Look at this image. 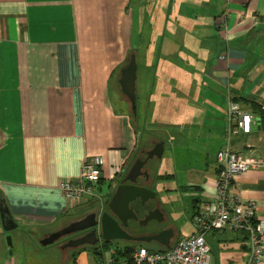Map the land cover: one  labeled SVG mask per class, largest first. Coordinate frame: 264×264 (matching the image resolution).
Here are the masks:
<instances>
[{"label":"crops","instance_id":"1","mask_svg":"<svg viewBox=\"0 0 264 264\" xmlns=\"http://www.w3.org/2000/svg\"><path fill=\"white\" fill-rule=\"evenodd\" d=\"M131 53L138 62L137 115L119 83ZM244 98L264 105V0H0V209L7 207L18 227L34 231L76 206L110 198L136 159L161 141L136 155L146 121L170 130L169 136L173 129L183 138L189 129L199 136L214 132L219 150L230 146L264 159L257 117L249 135L229 130V102L238 99L251 111ZM96 155L105 158L97 192L79 201L67 198L60 182L79 181L84 163ZM155 158L144 168L154 189L155 182L175 181L178 172L182 180L189 174L185 185L168 190L196 197L192 216L214 199L217 155L205 164L174 157V169L162 181L152 173ZM233 185L264 218V167L236 176ZM159 209L166 217L167 210ZM169 227L173 245L183 235ZM3 230L0 264H12ZM207 238L211 250L217 241L228 251L226 264L246 263L245 233L228 229ZM130 241L165 248L157 241Z\"/></svg>","mask_w":264,"mask_h":264},{"label":"built area","instance_id":"2","mask_svg":"<svg viewBox=\"0 0 264 264\" xmlns=\"http://www.w3.org/2000/svg\"><path fill=\"white\" fill-rule=\"evenodd\" d=\"M255 122L254 115L243 109L238 102H229L230 131L249 135L254 131ZM217 162L219 172L215 197L193 216V233L180 236L170 249L162 251L151 250L147 246L133 247L131 258L119 253V249L124 251L125 248L113 246L101 264H129V261L132 264H211L212 250L207 234L228 229L247 235L249 255L245 264H263L264 218L257 215V203L244 201L232 190V186L236 176L264 167V159L248 156L226 146L218 151ZM104 166L105 158L96 155L84 163L79 181L64 179L59 188L72 200L79 201L92 196L98 190Z\"/></svg>","mask_w":264,"mask_h":264},{"label":"rangeland","instance_id":"3","mask_svg":"<svg viewBox=\"0 0 264 264\" xmlns=\"http://www.w3.org/2000/svg\"><path fill=\"white\" fill-rule=\"evenodd\" d=\"M111 88L115 91L117 89L116 83L113 82ZM118 103L121 104V107L125 110L129 111L127 103H121L120 100ZM146 125L149 127H146ZM195 130L196 129L187 130L183 138L179 135V129H173V136H169L170 130L164 132L163 129L157 128L154 123L146 121L142 124V127H139V131L141 132V143L136 155L139 156L142 148L144 146L150 147L155 140L158 141L161 139L166 142L163 159L155 158L154 161H152V173L157 174L156 179L159 181L163 180L164 176L168 175V172L173 171L174 157L177 160L181 158L182 163L184 162L185 164L188 162L191 164H205L209 158H214L215 155H217L220 147L219 143L221 141H219L215 135L212 136L214 132L210 136L208 131H202L199 136L198 134L196 135ZM190 131L194 133L190 134ZM178 167L182 169L185 168V165L181 164ZM187 179L182 180L181 174L178 172L175 181H166L167 183L163 181L159 186L155 182L160 208H165L167 210V216H163V227L176 225L181 229V234L183 236L185 234H191L194 228L191 216L193 199L196 197L187 195L183 190H179V193L175 195L176 193L168 189L177 188L179 184L185 185L186 182H188ZM102 188L104 194L109 190L107 184H104ZM102 204L103 200L96 203L88 202L87 204H81L71 209L65 217L60 218L55 224L46 226L45 228H35L34 231L28 230V228L22 225L11 232H5V230H3L6 235V243L8 244L7 235H11L12 241H14L13 245L7 248L6 257L12 264H73L77 258H79L78 260L81 264H94L96 261H102L103 255H97L95 250L90 246L79 248L64 247V245L70 241L69 235L51 244H43L41 242L45 234L58 231L68 226L70 223L84 218L91 212L99 213L98 211H94V209H98ZM160 223L153 220L146 230L153 231ZM2 228L3 223L0 213V229ZM102 244L101 242L100 245ZM212 244L214 248L212 249L213 264L216 258L222 261V264H226L225 260H227L228 251L222 250L221 246L218 247L219 243H217V241L211 243V245ZM140 245L141 244H134L136 247ZM112 246L124 248L128 245L121 240H114ZM146 246L159 249V246L154 243L147 244ZM101 251L103 252L106 250L102 249Z\"/></svg>","mask_w":264,"mask_h":264},{"label":"water","instance_id":"4","mask_svg":"<svg viewBox=\"0 0 264 264\" xmlns=\"http://www.w3.org/2000/svg\"><path fill=\"white\" fill-rule=\"evenodd\" d=\"M138 62L136 53H131L129 62L121 70L119 83L124 94L130 100L132 111L137 115V79H138ZM165 151V141L161 140L155 143V146L147 151V157H139L136 159L126 177L117 186V189L109 202L110 212H104L100 217L99 213L91 212L84 218L70 223L68 226L54 232L50 237L42 241L43 244H51L73 233L82 232L91 229V231L79 238L70 240L64 247L79 248L85 245L96 246L100 238L106 241L125 239L135 241H157L165 246L166 249L172 247V229L162 230L152 237H143L138 240L131 237L119 224L121 220L125 225L129 219L138 220L139 217L131 206V203L136 200H141L142 205H145L150 200L157 198V192L146 185H139L138 179L142 176L149 178V173L144 170L150 159L157 157L162 159ZM1 217L5 232H11L18 228V223L13 219L9 209L1 207ZM128 216H124V214ZM162 213L159 208L150 211L144 219L142 225H147L150 221L156 219L159 223L163 221L160 217ZM115 215V217L113 216ZM9 246L13 245L12 236L7 235ZM12 253V252H11Z\"/></svg>","mask_w":264,"mask_h":264},{"label":"flooded vegetation","instance_id":"5","mask_svg":"<svg viewBox=\"0 0 264 264\" xmlns=\"http://www.w3.org/2000/svg\"><path fill=\"white\" fill-rule=\"evenodd\" d=\"M123 178H120V181L119 182H121L123 180ZM137 183L139 185H146L148 187H151L153 190H155L154 187H153V183H152V180L151 179H146L145 177H140L138 179V182ZM107 196H109V194L106 195L105 200L103 201V204L101 205V207H98V209H94V211H98L99 212V217L104 212H110V210H109V202L111 201L112 196L110 198H108ZM131 206L136 211L139 219L138 220L129 219L128 220V224H126V225L121 220H118L119 221V224L122 226V228L131 237H134L135 239L138 240L139 238H143V237H152L153 235H156L157 233H159L162 230L171 229V227H163V221H164V217H163L164 215L163 214L160 215V217H163L162 218L163 221L160 224H158L157 228L155 230H153V231L146 230V228L149 226V224H150L151 221L147 225H142V223H141L142 219H144L145 216L150 211H152V210H154L156 208H160V203L158 202V196H157V198L155 200H151L148 203H146L145 205H142L141 200L138 199V200L132 202L131 203ZM126 215L128 216V214L125 213L124 216H126ZM113 216L115 217V215H113ZM154 220H156V219H154ZM90 231H91V229L85 230V231H82V232H77V233L70 234L69 235V237H70L69 239L72 240V239L79 238V237H81L83 235L88 234ZM53 233L54 232L47 233V235H45V237L41 240V242L43 240H45L46 238L50 237V235L53 234ZM171 233H172V236H173L172 239H174V231H171ZM72 236H75V237H72ZM119 240L123 241L125 244L128 245V247H131V248L136 247V246H134V244H140L141 243V242L137 243V242H133V241H130V240H125V239H119ZM104 241H106V240H103V239L100 238L99 243L97 245H100V243L101 242L103 243ZM113 241L114 240H111L109 242H113ZM85 246H89V245H85ZM90 247H92V246H90ZM70 248H72V247H70Z\"/></svg>","mask_w":264,"mask_h":264},{"label":"trees","instance_id":"6","mask_svg":"<svg viewBox=\"0 0 264 264\" xmlns=\"http://www.w3.org/2000/svg\"><path fill=\"white\" fill-rule=\"evenodd\" d=\"M243 100L249 104V105H247V106H249V107L251 108V111L245 109V108L240 104V102H239L240 100H238V99H234V101L238 102V103L242 106L243 109H245L246 111L252 113V114L254 115V117H257V118H258V120H259V124H260V125H258L257 128H259V126H261V128H264V105H263L262 103L256 101V100H254V99H247V98H244ZM245 102H244V103H245ZM166 176H167V175H166ZM166 176H164L163 180L166 179ZM156 178H157V174L154 175V179H155L156 181H159V180H157ZM160 181H162V180H160ZM197 208H198V209H197ZM197 208H196V211H195V213L193 214V216H194L196 213L199 212V209H200V208H199V207H197ZM193 216H192V218H193ZM112 244H113V242L104 241L102 245H96V246H93L92 248L95 250V252H96L97 255H99V256L101 255V256H102V255L104 254L105 251L102 252L101 250L104 249V250L107 251V250L111 249V248L113 247ZM140 246H146V245L141 244ZM147 247H148V246H147ZM124 248H125L124 251H122V250L119 249V253L125 255V257L131 258V255H132V252H133L134 249H133V248H130V247H128V246H125ZM148 248L151 249V250H157V249H153V248H150V247H148ZM162 250H166V248H164V249H160L159 251H162ZM123 255H122V256H123ZM130 263L132 264L131 261H129V264H130ZM73 264H79V263H78V258L75 260V262H74Z\"/></svg>","mask_w":264,"mask_h":264},{"label":"bare ground","instance_id":"7","mask_svg":"<svg viewBox=\"0 0 264 264\" xmlns=\"http://www.w3.org/2000/svg\"><path fill=\"white\" fill-rule=\"evenodd\" d=\"M260 125V124H259ZM239 134V133H238ZM241 135V134H240ZM231 143H232V141H231ZM218 177V176H217ZM234 186V185H233Z\"/></svg>","mask_w":264,"mask_h":264}]
</instances>
